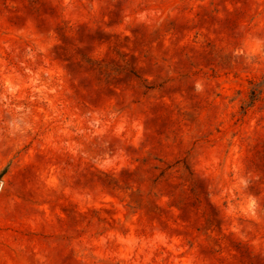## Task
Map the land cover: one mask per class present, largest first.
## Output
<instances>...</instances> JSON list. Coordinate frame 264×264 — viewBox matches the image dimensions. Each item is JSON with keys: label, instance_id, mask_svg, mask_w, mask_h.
Listing matches in <instances>:
<instances>
[{"label": "rangeland", "instance_id": "obj_1", "mask_svg": "<svg viewBox=\"0 0 264 264\" xmlns=\"http://www.w3.org/2000/svg\"><path fill=\"white\" fill-rule=\"evenodd\" d=\"M264 0H0V264H264Z\"/></svg>", "mask_w": 264, "mask_h": 264}, {"label": "trees", "instance_id": "obj_2", "mask_svg": "<svg viewBox=\"0 0 264 264\" xmlns=\"http://www.w3.org/2000/svg\"><path fill=\"white\" fill-rule=\"evenodd\" d=\"M264 88V80L258 84L254 85V89L251 93V98L254 99L258 96V93L260 92L259 89Z\"/></svg>", "mask_w": 264, "mask_h": 264}, {"label": "bare ground", "instance_id": "obj_3", "mask_svg": "<svg viewBox=\"0 0 264 264\" xmlns=\"http://www.w3.org/2000/svg\"><path fill=\"white\" fill-rule=\"evenodd\" d=\"M0 187H1V184H0Z\"/></svg>", "mask_w": 264, "mask_h": 264}]
</instances>
